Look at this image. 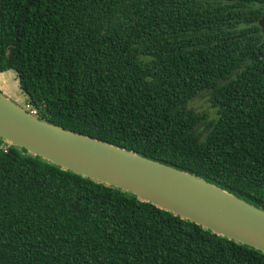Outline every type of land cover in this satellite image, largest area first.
<instances>
[{
    "label": "trees",
    "instance_id": "trees-1",
    "mask_svg": "<svg viewBox=\"0 0 264 264\" xmlns=\"http://www.w3.org/2000/svg\"><path fill=\"white\" fill-rule=\"evenodd\" d=\"M264 0H0V73L55 126L264 211ZM205 95L214 119L188 103ZM7 146V147H5ZM0 264H264L0 140Z\"/></svg>",
    "mask_w": 264,
    "mask_h": 264
},
{
    "label": "water",
    "instance_id": "water-1",
    "mask_svg": "<svg viewBox=\"0 0 264 264\" xmlns=\"http://www.w3.org/2000/svg\"><path fill=\"white\" fill-rule=\"evenodd\" d=\"M257 25L264 32V14ZM0 140L264 254V211L188 173L40 120L1 91Z\"/></svg>",
    "mask_w": 264,
    "mask_h": 264
},
{
    "label": "rangeland",
    "instance_id": "rangeland-1",
    "mask_svg": "<svg viewBox=\"0 0 264 264\" xmlns=\"http://www.w3.org/2000/svg\"><path fill=\"white\" fill-rule=\"evenodd\" d=\"M0 91L19 107L30 109L25 96L18 88L15 74L12 71L0 73ZM188 107L196 113L205 114L206 121L214 119V111L208 102V97L205 95L197 96L191 100Z\"/></svg>",
    "mask_w": 264,
    "mask_h": 264
},
{
    "label": "built area",
    "instance_id": "built-area-1",
    "mask_svg": "<svg viewBox=\"0 0 264 264\" xmlns=\"http://www.w3.org/2000/svg\"><path fill=\"white\" fill-rule=\"evenodd\" d=\"M25 109H26V111H28L30 114H32V115H36L34 110H32V109H28V108H25Z\"/></svg>",
    "mask_w": 264,
    "mask_h": 264
},
{
    "label": "flooded vegetation",
    "instance_id": "flooded-vegetation-1",
    "mask_svg": "<svg viewBox=\"0 0 264 264\" xmlns=\"http://www.w3.org/2000/svg\"><path fill=\"white\" fill-rule=\"evenodd\" d=\"M264 14V13H263Z\"/></svg>",
    "mask_w": 264,
    "mask_h": 264
}]
</instances>
